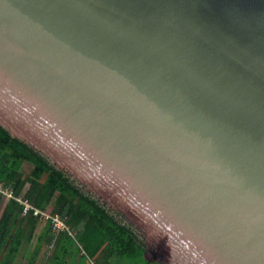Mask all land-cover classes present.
<instances>
[{"label":"water","instance_id":"obj_1","mask_svg":"<svg viewBox=\"0 0 264 264\" xmlns=\"http://www.w3.org/2000/svg\"><path fill=\"white\" fill-rule=\"evenodd\" d=\"M0 127L161 264H264V0H0Z\"/></svg>","mask_w":264,"mask_h":264},{"label":"trees","instance_id":"obj_2","mask_svg":"<svg viewBox=\"0 0 264 264\" xmlns=\"http://www.w3.org/2000/svg\"><path fill=\"white\" fill-rule=\"evenodd\" d=\"M28 163V172L23 165ZM0 181L44 211L60 214L70 230L57 232L11 198L0 195V264H15L24 241H34L25 264H161L145 257L146 246L123 224L86 196L68 175L0 127Z\"/></svg>","mask_w":264,"mask_h":264},{"label":"built area","instance_id":"obj_3","mask_svg":"<svg viewBox=\"0 0 264 264\" xmlns=\"http://www.w3.org/2000/svg\"><path fill=\"white\" fill-rule=\"evenodd\" d=\"M0 195L3 196L5 199L10 200L11 198H14L18 200L20 203L24 204L23 213L27 214L28 212L33 213V216L40 219V221H48L51 219L54 229L57 232H61L64 230H70V227L68 226L66 219L62 217L60 214L52 213L50 210L44 211L40 208L35 207L29 201L23 196H17L13 193V189L6 185V183H3L0 181Z\"/></svg>","mask_w":264,"mask_h":264},{"label":"rangeland","instance_id":"obj_4","mask_svg":"<svg viewBox=\"0 0 264 264\" xmlns=\"http://www.w3.org/2000/svg\"><path fill=\"white\" fill-rule=\"evenodd\" d=\"M31 168V165L28 164V163H25L23 165V170L25 172H28ZM7 199H5V202L3 204V206H5V204L7 203ZM0 216H1V213H0ZM45 225V221H40V224H39V231L44 227ZM34 241H24L23 240V245H22V248L18 254V256L16 257V261H15V264H25L29 254H30V251L32 250L33 246H34ZM86 264H93V262H90V261H87Z\"/></svg>","mask_w":264,"mask_h":264}]
</instances>
